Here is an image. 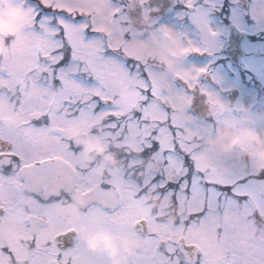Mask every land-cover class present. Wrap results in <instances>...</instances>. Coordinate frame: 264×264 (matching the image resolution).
Instances as JSON below:
<instances>
[{"label":"snow or ice","instance_id":"6c2138e0","mask_svg":"<svg viewBox=\"0 0 264 264\" xmlns=\"http://www.w3.org/2000/svg\"><path fill=\"white\" fill-rule=\"evenodd\" d=\"M99 3L0 0V14L13 12L20 21L11 34H0V46L10 50L0 57V118L15 121L0 127V264H107L86 251L82 227L131 236L137 251L129 264H210L217 251L222 264H264V165L248 160L259 187L237 192L248 176L231 183L233 157L220 127L216 148L198 152L183 139L202 127L193 117L197 89L218 125L233 123L220 120L226 107L219 98L199 88L206 70L180 67L207 48L190 40L185 46L157 28L148 11L137 14L146 0H103L97 10ZM185 7L192 10L193 0ZM252 14L264 22V6ZM193 20L206 43L215 39L201 16ZM136 50L164 53L167 62L156 67ZM21 81L35 85L36 97L18 96ZM133 81L138 99L128 106L119 94ZM84 119L120 162L118 174L98 176L65 136ZM45 188L58 195L48 198ZM76 198L85 201L79 219L63 212ZM186 232L199 233L208 247L196 252L182 239Z\"/></svg>","mask_w":264,"mask_h":264},{"label":"flooded vegetation","instance_id":"af4514ba","mask_svg":"<svg viewBox=\"0 0 264 264\" xmlns=\"http://www.w3.org/2000/svg\"><path fill=\"white\" fill-rule=\"evenodd\" d=\"M239 2V0H193L194 7L189 10L185 7L186 0H146L143 8L137 7L136 12L142 14L144 11H148L150 19L155 22L157 28H167L177 34L182 38L185 46L190 40L195 47L202 50L207 48L202 54L193 53L185 57L180 67L183 70H206L207 75L200 77L198 81L199 88H204L216 95L225 105L226 111L220 120L233 122L227 124L230 129L226 131L233 137L231 143L237 152L239 165H233L234 173L230 177L231 183L236 184L243 175H247L248 181H251L248 184V190L251 187H259L256 183L259 178L251 176L252 165L249 168H247L248 165H243V152L247 151L250 160L255 164L264 165V23L253 19L252 0H249L248 8H243ZM96 7L97 9L102 8L103 0ZM237 12L242 13L246 20L245 28H240L246 32V36L243 43L244 55L239 64L232 62L223 52L230 24H236L232 16ZM195 16H201L208 27L217 33L215 39L210 43L205 42L203 34L193 20ZM240 36L242 37V35ZM136 51L138 54L145 55L149 61L158 60L160 65L167 62V55L164 53ZM179 87L182 86L178 83ZM231 89L238 90V98L234 104L224 95L225 91ZM195 99L197 106H204L206 103V98L199 95V89H197ZM193 117L200 125L204 121L215 119L212 116L200 119L195 112ZM178 118L180 119L179 116L175 117V119ZM214 122L216 121L214 120ZM243 129H248V131H243ZM222 137L224 140L223 134ZM237 188L238 186L235 191ZM45 190L49 189L45 188ZM73 207L75 208V203L66 211L63 209V212L72 215L74 214ZM223 218L224 223L231 227L230 211L224 212ZM200 237L203 238L201 235ZM186 239L187 243L197 246L196 252L203 251L209 244L208 240L202 242L201 239H198L199 241L193 243L189 242L188 238ZM223 259L224 253L217 251L210 258V264H214V262L222 264ZM105 260L109 264V261Z\"/></svg>","mask_w":264,"mask_h":264},{"label":"rangeland","instance_id":"374dc122","mask_svg":"<svg viewBox=\"0 0 264 264\" xmlns=\"http://www.w3.org/2000/svg\"><path fill=\"white\" fill-rule=\"evenodd\" d=\"M252 2H253L252 3V10L254 8L258 9L260 6H264V0H252ZM97 10H99V9H97ZM232 18L235 21L234 23L239 25L240 28H245L246 20H245V16L242 13L237 12L232 16ZM19 22L20 21H19L18 17L13 12H5L3 14H0V34H3V35L11 34L14 31V29L18 26ZM0 53L3 54L2 57H7L10 55V50L3 47V46H0ZM29 83H30L31 88L34 90V94L32 91H29L26 89V87L28 86ZM137 86H138V84L135 81H133L129 85L125 86L124 90L121 91L119 94V101L125 105L131 106L132 103L138 99V97L132 91H130V89L132 87H137ZM36 95H37L36 94V87L31 81H21L19 83L18 96H20L21 98H32V97H36ZM39 98H42V97H39ZM6 121L15 124V121L11 118L10 115H5L3 118H0V123L6 122ZM175 122L178 125L183 123L182 120H180L179 118L175 119ZM201 126L202 127H194L192 129H190L189 131H186L184 133V136H183L184 141L191 142L196 147L197 143H194V141H195L194 137L199 136V138L201 137L200 141L202 142V145H201V149L197 150L198 152H203V151L208 150L210 148H216L218 145H217V137L214 134V132L217 128L220 127L221 134H223V131H225V125H220V126L215 127V126H213L212 123L209 122V123H203V124H201ZM90 128H91V126H90L89 121L87 119H84L81 122H79L78 124H70L65 129V136L68 139H71L74 135L82 136L84 134H87V139H88L87 144L88 143L95 144V143L99 142L100 145L102 146V148L104 149V152H106V150L103 146L104 145V139L97 138L96 136L91 135L89 133ZM229 129H230V127L227 126L226 130H229ZM207 130L210 132H213V134L209 135ZM71 140L74 143H76L77 145H79L80 147L85 145V142L79 140L78 138H73ZM210 141H216L215 145L210 143ZM221 143L223 145H225L223 143V140L221 141ZM225 146L229 147V154L233 157L232 163H233V165H236L237 164L236 153L230 149V144L225 145ZM81 157H82L84 164L86 166L84 155L82 152H81ZM94 164L97 165L96 168H98V169H102V167H103V163L101 160H100V163L94 162ZM110 173H112V172H110ZM96 174H97V172H96ZM112 174H114V173H112ZM242 190L244 191L245 189L243 188ZM73 211H75L74 214H72V216L74 217V215L78 212V208H77V210H73ZM97 232H107L110 235H112L113 237H115L117 242H120L121 239L125 236L131 237L129 235L122 234V233L116 234V233H113V232H111L107 229H104V228L97 229L94 231L88 230L89 234H94ZM187 236H188L189 242H192V240L194 242H197V241H199L198 240L199 238L201 239L202 242L207 241V239L201 238L200 234L197 232H187Z\"/></svg>","mask_w":264,"mask_h":264},{"label":"clouds","instance_id":"9594fccd","mask_svg":"<svg viewBox=\"0 0 264 264\" xmlns=\"http://www.w3.org/2000/svg\"><path fill=\"white\" fill-rule=\"evenodd\" d=\"M147 31V29H146ZM2 53H0V57H2ZM156 67H160L159 61H153ZM29 91H32L34 94V90L29 86ZM43 99V98H39ZM15 124L11 122H3L0 123V127L9 129L14 127ZM227 124L225 125V132H224V140L223 143L228 145L232 142L233 137L227 133ZM243 131H248V129H243ZM213 145H215L216 141H210ZM81 152L84 155L86 167L90 169H95L98 176L104 177L109 172L114 174H118L121 171V164L116 158V156L112 153L105 154L104 149L100 145L99 142L93 144L88 143L81 147ZM96 159H100L104 164L103 169H96L94 161ZM47 195L48 198H55L58 195L57 191L54 190H45L44 193ZM76 203L83 207L85 201L82 198H76ZM151 203L154 209H159L160 205L154 198L149 197L146 201ZM73 203L68 202L64 210L66 211ZM74 218H79V213L77 212L74 215ZM167 219L170 223H174L176 217L169 213ZM80 236L82 238V242L87 252L92 255H100L103 256L105 259L109 261V264H129V261L132 256L135 255L137 251V245L133 241L131 237L125 236L121 239L119 243H117L116 238L110 235L107 232H97L94 234H89L87 228L82 227L80 229ZM219 257L217 258V260ZM215 264V262H214Z\"/></svg>","mask_w":264,"mask_h":264},{"label":"water","instance_id":"95a60500","mask_svg":"<svg viewBox=\"0 0 264 264\" xmlns=\"http://www.w3.org/2000/svg\"><path fill=\"white\" fill-rule=\"evenodd\" d=\"M240 4H242L244 7H247L248 3L246 0H241ZM242 34L243 33H241L235 25L231 26L228 44L225 47L224 51L226 54L229 55V57H231L233 59H236V54L238 56H239V54L240 55L243 54L242 49H243L244 35H242ZM240 35H242V37ZM231 93H232L231 91L227 92L228 95ZM196 110H197L198 115L201 117L207 116L209 114L207 109L198 108V106L196 107Z\"/></svg>","mask_w":264,"mask_h":264},{"label":"trees","instance_id":"16d2710c","mask_svg":"<svg viewBox=\"0 0 264 264\" xmlns=\"http://www.w3.org/2000/svg\"><path fill=\"white\" fill-rule=\"evenodd\" d=\"M97 161H98V159H96L94 162H96V163H97Z\"/></svg>","mask_w":264,"mask_h":264},{"label":"bare ground","instance_id":"6f19581e","mask_svg":"<svg viewBox=\"0 0 264 264\" xmlns=\"http://www.w3.org/2000/svg\"><path fill=\"white\" fill-rule=\"evenodd\" d=\"M224 132H225V131H223V136H224Z\"/></svg>","mask_w":264,"mask_h":264}]
</instances>
